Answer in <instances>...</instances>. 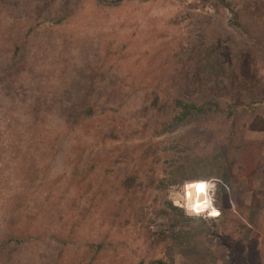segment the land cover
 Here are the masks:
<instances>
[{
    "label": "rangeland",
    "instance_id": "rangeland-1",
    "mask_svg": "<svg viewBox=\"0 0 264 264\" xmlns=\"http://www.w3.org/2000/svg\"><path fill=\"white\" fill-rule=\"evenodd\" d=\"M227 1L234 12L199 0H0V264H189L204 248L227 264L217 238L198 236L207 229L233 241L237 264H264V109L229 166L230 200L218 185L221 215L177 224L168 210L169 179L219 178L230 122L160 136L155 98L218 93L227 109L228 83L205 80L211 51L264 88L246 31L264 41V11ZM192 237L193 252L180 245Z\"/></svg>",
    "mask_w": 264,
    "mask_h": 264
},
{
    "label": "trees",
    "instance_id": "trees-1",
    "mask_svg": "<svg viewBox=\"0 0 264 264\" xmlns=\"http://www.w3.org/2000/svg\"><path fill=\"white\" fill-rule=\"evenodd\" d=\"M205 5L213 4L214 8L219 11L221 8H225L227 10H231L234 12L233 3L228 2L227 0H199ZM244 10L246 12H251L254 9H261L264 11V0H245L244 1ZM236 20H238V15L236 16ZM247 36L252 39L253 44L255 45V51L258 55L264 56V41L261 37H254L252 29L250 27L246 28ZM255 54V52H253ZM250 55L247 52L246 60L250 62ZM235 59H238L237 56ZM234 59V61H235ZM207 62L210 67L209 77H206V82L210 85L212 83L211 88H215L219 90L222 85L228 83V87L231 89V94L226 98H229L230 104L225 109L222 106V97H219L212 93L207 97H197L191 98L189 101L187 99H175L171 103H162V106L159 105L160 97L155 98V106L158 108L157 112H164L163 114L167 115V118L164 122H162L160 126V136H164L167 134H172L177 132L183 127L192 126V125H200L207 123L211 119L221 117L227 119L230 122V130L227 136L221 141V150H220V163L218 168V176L221 179L222 183L220 185V194L226 197V200H230L231 193L229 192L232 189L233 178L230 172V164H234L236 160V153L239 152L244 147V132L247 127V123L250 122L251 119L258 116V114H262V110L264 109V88L261 86L263 82L262 77H258L259 73H254L253 75L247 76L249 77L246 82L243 81L245 78V74H238L236 72V65H232L231 67L225 68L222 66V58L214 52H209L207 54ZM252 64V63H251ZM243 86V88H242ZM249 86V87H247ZM259 90H255L254 88ZM171 109V113L167 112V110ZM176 113V114H174ZM85 115L87 117H93L95 115V110L89 108L85 111ZM185 180L177 181L175 179H169L168 187L173 184H181ZM164 183V181H162ZM228 202L226 201V206ZM169 212L172 214L173 218L176 219L177 224L180 223H201V225H206V220L203 218L192 219L186 216L184 210L173 206V204L169 205ZM214 222V221H213ZM217 227V226H216ZM203 229V228H202ZM243 246L245 248V253L243 255V259H248L250 242L252 240V235L254 233L248 226L244 225L243 229ZM201 238L205 240H209L210 238H217L218 245L221 246L224 250L228 252V263L227 264H237V257L235 252V245L233 241H222V238L219 237L220 234L218 232H214L211 229L202 230L200 234H198ZM194 239L186 238L180 242L181 247H185V245L189 246V250L193 252L196 250V247L191 246V242ZM191 243V244H190ZM198 249V247H197ZM199 259L197 261H193L189 264H218L217 259L214 257L213 252L207 248L203 250L198 249L196 251ZM156 264H163L161 262ZM173 264V263H172Z\"/></svg>",
    "mask_w": 264,
    "mask_h": 264
},
{
    "label": "clouds",
    "instance_id": "clouds-1",
    "mask_svg": "<svg viewBox=\"0 0 264 264\" xmlns=\"http://www.w3.org/2000/svg\"><path fill=\"white\" fill-rule=\"evenodd\" d=\"M222 181L216 176L207 179L185 180L181 184H173L168 189V199L184 209L190 217L209 220L221 215L217 206L218 185Z\"/></svg>",
    "mask_w": 264,
    "mask_h": 264
}]
</instances>
